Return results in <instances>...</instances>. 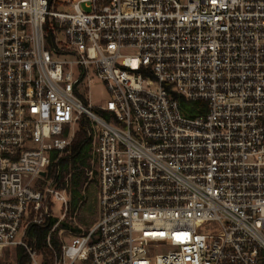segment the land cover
Returning a JSON list of instances; mask_svg holds the SVG:
<instances>
[{
	"label": "built area",
	"instance_id": "2783aa9c",
	"mask_svg": "<svg viewBox=\"0 0 264 264\" xmlns=\"http://www.w3.org/2000/svg\"><path fill=\"white\" fill-rule=\"evenodd\" d=\"M84 118L99 215L75 232L84 200L73 213L60 162ZM45 224L42 251L29 231ZM9 248L29 264H264V0H0Z\"/></svg>",
	"mask_w": 264,
	"mask_h": 264
},
{
	"label": "trees",
	"instance_id": "16d2710c",
	"mask_svg": "<svg viewBox=\"0 0 264 264\" xmlns=\"http://www.w3.org/2000/svg\"><path fill=\"white\" fill-rule=\"evenodd\" d=\"M184 110L190 116H196L200 107H203V102L190 104L185 99ZM193 105V106H192ZM194 105H198L194 109ZM201 105V106H200ZM90 122L84 118L81 123V128L77 133L76 139L74 140L70 152L61 160V173L59 181L61 186L66 185V177L71 175V195H72V212L74 213L80 202L84 200L86 193V185L89 181L88 170L92 168L91 152H92V138L89 134ZM51 225L45 224L43 226H33L30 231L31 243L36 245L40 250L45 251L47 245V235L50 231ZM90 228V226H89ZM78 227H75V232H80ZM53 243L57 250H61V242L57 235L53 237ZM16 264H29L28 257L23 253V250H19V256Z\"/></svg>",
	"mask_w": 264,
	"mask_h": 264
},
{
	"label": "rangeland",
	"instance_id": "374dc122",
	"mask_svg": "<svg viewBox=\"0 0 264 264\" xmlns=\"http://www.w3.org/2000/svg\"><path fill=\"white\" fill-rule=\"evenodd\" d=\"M110 98V95L102 82H98L93 85L91 89V101L94 105H101ZM92 168L94 170L93 177L88 181L86 187V193L84 201L81 205L80 212H78L77 221L71 225L72 229L75 227H82L83 229H89L97 221L99 210H98V182L96 169L97 165L94 163L93 158L90 160ZM62 204L58 203L55 207V214L60 217L62 213ZM68 223V222H67ZM69 225V224H68ZM69 229V228H68ZM74 232V230H73ZM70 231L64 232L61 236L64 242H69L72 240L74 234ZM75 233V232H74ZM18 252L9 248L4 251L2 258L0 259V264H16ZM76 264H91L90 262L78 261Z\"/></svg>",
	"mask_w": 264,
	"mask_h": 264
}]
</instances>
